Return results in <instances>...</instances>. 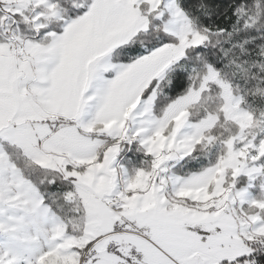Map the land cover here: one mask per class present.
Wrapping results in <instances>:
<instances>
[{"label":"snow or ice","instance_id":"1","mask_svg":"<svg viewBox=\"0 0 264 264\" xmlns=\"http://www.w3.org/2000/svg\"><path fill=\"white\" fill-rule=\"evenodd\" d=\"M0 264H264V0H0Z\"/></svg>","mask_w":264,"mask_h":264}]
</instances>
